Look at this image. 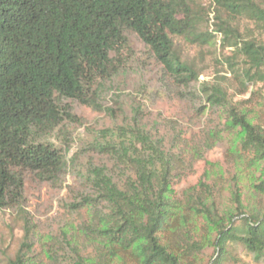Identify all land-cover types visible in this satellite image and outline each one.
Returning a JSON list of instances; mask_svg holds the SVG:
<instances>
[{
    "label": "trees",
    "instance_id": "trees-1",
    "mask_svg": "<svg viewBox=\"0 0 264 264\" xmlns=\"http://www.w3.org/2000/svg\"><path fill=\"white\" fill-rule=\"evenodd\" d=\"M230 13L264 23V9L250 0H217ZM218 30L242 51L264 80V44L232 42L230 28ZM176 37L209 43L191 20L190 0H0V208L22 210L28 181L63 183L66 154L44 140L76 119L83 105L98 106L97 88L126 65L125 52L135 39L160 66L158 85L169 98L190 101L197 110L230 111L231 126L244 132L241 156L264 157V123L228 103L225 91L200 83L195 62L185 60ZM137 115L139 111H137ZM142 120V119H141ZM169 124L175 121H167ZM137 142L109 144L101 151L110 160L90 167L87 180L73 189L67 209L80 218L79 236L95 246L50 235L35 249L30 221L25 238L9 264H187L199 250L190 240L192 220L212 216L214 203L207 187L190 188L184 200L172 183L193 171L194 163L212 148L208 137L193 154L181 147L165 149L163 140L136 124ZM255 158H250L254 161ZM264 192V182L259 185ZM210 193V192H209ZM216 264L236 245L256 260L264 256V215L244 218L239 226L220 231ZM237 262L238 260H234Z\"/></svg>",
    "mask_w": 264,
    "mask_h": 264
},
{
    "label": "rangeland",
    "instance_id": "rangeland-1",
    "mask_svg": "<svg viewBox=\"0 0 264 264\" xmlns=\"http://www.w3.org/2000/svg\"><path fill=\"white\" fill-rule=\"evenodd\" d=\"M264 9V0H250ZM191 20L203 35L211 36L209 43L176 37L175 43L183 59L195 62L201 72L200 83L216 89L221 87L228 103L248 114L253 123H264V80L255 75V67L242 51L236 50L230 39L218 30L230 28L232 42L241 46L255 41L264 44V23L247 15L230 13L217 0H190ZM126 65L118 76L98 84V106L83 105L76 119L67 121L44 140L54 143L66 154L67 177L63 183L50 184L28 181L22 210L0 208V264H9L25 238V218L30 221L35 249L45 247L50 235L64 230L69 241L81 247L87 240L79 236L80 218L71 214L67 202L73 199V189L87 180L94 164H109L114 160L102 148L109 144L137 142L134 128L150 132L164 142L165 149L174 147L178 136L186 146V154L208 137H215L212 148L194 163L192 172L172 183L177 198L184 200L190 188L207 187L214 203L213 215L196 217L190 228L191 242L198 251L187 264H216L215 241L221 230L239 226L244 218L264 215V157L257 159L252 152L241 156L244 132L231 126L227 106L218 110H197L190 101L169 98L158 85L160 66L148 57L145 46L137 39L125 52ZM137 111H139L137 115ZM142 119V120H141ZM175 121L169 124L167 121ZM250 158H255L251 161ZM210 192V193H209ZM86 255L96 257L95 246L87 242ZM229 256L223 264H264V256L256 260L236 245H228ZM234 260H238L235 262Z\"/></svg>",
    "mask_w": 264,
    "mask_h": 264
}]
</instances>
